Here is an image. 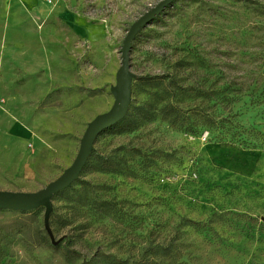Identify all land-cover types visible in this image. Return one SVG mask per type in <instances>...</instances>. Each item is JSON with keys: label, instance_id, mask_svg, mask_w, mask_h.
Segmentation results:
<instances>
[{"label": "rangeland", "instance_id": "1", "mask_svg": "<svg viewBox=\"0 0 264 264\" xmlns=\"http://www.w3.org/2000/svg\"><path fill=\"white\" fill-rule=\"evenodd\" d=\"M163 1L0 0V192L37 193L73 165L119 103L129 30ZM128 56L137 124L101 132L48 200L1 206L0 264H137L171 242L168 264H264V148L136 114L161 90L143 78L170 74L213 93L217 120L264 136V0H171Z\"/></svg>", "mask_w": 264, "mask_h": 264}, {"label": "trees", "instance_id": "2", "mask_svg": "<svg viewBox=\"0 0 264 264\" xmlns=\"http://www.w3.org/2000/svg\"><path fill=\"white\" fill-rule=\"evenodd\" d=\"M149 85L160 87L161 90L145 103L136 108V114L143 121H154L156 119L167 123L169 126L187 134L197 135L204 130H211L212 135L219 142H229L243 148H264V136L254 129L245 130L244 127L235 125V121L226 117L217 120L209 112L213 106L210 97L213 93L199 87L179 85V82L170 74L160 76H146L143 78ZM193 104H192V103ZM121 131L131 129L133 123L131 116L125 114L120 122ZM112 125V126H113ZM109 128V127H108ZM137 153H140L137 149ZM106 159H102L104 165ZM0 211L3 208L0 207ZM25 214L27 211H18ZM178 246L174 242L156 246L150 253L151 258L158 259L160 264H168V261L178 262L180 255ZM98 258V257H97ZM96 262L90 264H131L127 260H119L111 255H101ZM152 259L141 260L137 264H151Z\"/></svg>", "mask_w": 264, "mask_h": 264}, {"label": "water", "instance_id": "3", "mask_svg": "<svg viewBox=\"0 0 264 264\" xmlns=\"http://www.w3.org/2000/svg\"><path fill=\"white\" fill-rule=\"evenodd\" d=\"M171 0H164L156 9L148 13L145 17L139 20L129 30L125 40L124 48L122 50V63L119 70V103L114 112L109 115L103 116L96 120L89 131L87 132L80 152L73 163V165L55 182L48 185L43 190L34 194L13 193V192H0V207L10 206L18 207L20 209L31 208L48 198L60 188L67 185L78 175L79 171L83 167L87 156L90 153L91 146L95 138L103 132L106 128L112 126L121 120L128 110L130 100L129 89V75H128V60L129 51L131 48V42L134 39L135 34L150 20L152 19L162 8H164ZM2 208V207H1Z\"/></svg>", "mask_w": 264, "mask_h": 264}]
</instances>
